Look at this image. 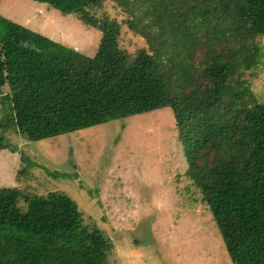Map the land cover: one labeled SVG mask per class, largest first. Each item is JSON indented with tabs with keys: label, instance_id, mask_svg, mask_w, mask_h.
<instances>
[{
	"label": "trees",
	"instance_id": "trees-1",
	"mask_svg": "<svg viewBox=\"0 0 264 264\" xmlns=\"http://www.w3.org/2000/svg\"><path fill=\"white\" fill-rule=\"evenodd\" d=\"M35 1L64 14L80 13L102 37L95 68L78 72L61 57L45 56L63 48L0 19L5 68L0 86L22 133L41 140L168 105L177 124L185 125L187 134L194 132L182 138L188 153L206 149L204 162L193 163L191 176L232 264H264V102L247 106V97L255 101L251 89L243 81L232 85L237 74L261 58L252 40L264 36V0H184L179 8L197 10L202 25L211 26L206 42L182 24H166L167 58L158 61L141 51L131 66L119 57L124 52L117 45L114 21L97 23L85 11L104 0ZM184 22L192 24L191 18ZM221 41L232 43L226 54ZM197 50L203 54L198 65L193 59ZM4 140L0 129V147L7 146ZM18 198L15 188H0V264H103L108 243L100 231L81 227L69 196L53 192L36 197L24 211Z\"/></svg>",
	"mask_w": 264,
	"mask_h": 264
},
{
	"label": "rangeland",
	"instance_id": "rangeland-1",
	"mask_svg": "<svg viewBox=\"0 0 264 264\" xmlns=\"http://www.w3.org/2000/svg\"><path fill=\"white\" fill-rule=\"evenodd\" d=\"M185 2L104 0L85 11L97 23L114 21L117 45L124 52L119 57L123 65L131 66L141 51L158 61L167 58L171 47L163 45L166 24L176 28L182 24L206 42L211 26L202 25L197 10L178 7ZM187 18L192 24L184 22ZM0 19L63 48L45 56L61 57L78 72L95 68L102 32L85 23L80 13L64 14L35 0H0ZM216 36L213 32L208 39L213 42ZM252 43L260 60L232 81L234 86L243 81L251 89L255 101L247 97L249 107L264 102V36ZM226 44L219 43L224 54L228 45L232 47ZM252 53L250 49L247 56L253 63ZM193 59L198 65L202 51L197 50ZM0 71L4 81L1 57ZM8 99L0 86V129L7 145L0 147V188L17 190L20 210H27L33 198L66 194L75 202L81 227L100 231L108 243L103 264H232L202 190L191 176L193 163L204 162L206 149L196 147L194 154L188 153L182 138L194 132L187 134L185 125L177 124L168 105L30 140L9 112ZM205 158L210 161L212 153Z\"/></svg>",
	"mask_w": 264,
	"mask_h": 264
}]
</instances>
